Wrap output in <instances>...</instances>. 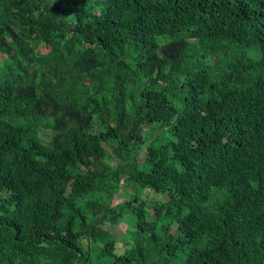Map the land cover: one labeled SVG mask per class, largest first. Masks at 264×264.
Returning <instances> with one entry per match:
<instances>
[{
	"label": "trees",
	"instance_id": "16d2710c",
	"mask_svg": "<svg viewBox=\"0 0 264 264\" xmlns=\"http://www.w3.org/2000/svg\"><path fill=\"white\" fill-rule=\"evenodd\" d=\"M0 54V264H264V0H0Z\"/></svg>",
	"mask_w": 264,
	"mask_h": 264
},
{
	"label": "rangeland",
	"instance_id": "374dc122",
	"mask_svg": "<svg viewBox=\"0 0 264 264\" xmlns=\"http://www.w3.org/2000/svg\"><path fill=\"white\" fill-rule=\"evenodd\" d=\"M5 63H6L5 56H3L2 54H0V68H3L4 65H5ZM155 131H157V133L160 135V133H161L160 130L159 131L158 130H155ZM131 188H132V186L122 185L120 187V189H119V192L122 193V195H125L126 192L131 191ZM152 194L153 193H150V192H147L146 191L144 193L143 197L144 198L151 199V198H153V195ZM157 198L159 199L160 197H157ZM120 201H123V198H117L116 200H114V203L116 204V203H118ZM126 228H127L126 224L125 223H121V224H119L117 227H115L113 229L114 230L115 237H116L119 245H123V243H124L123 242L124 241L123 240V237L125 235Z\"/></svg>",
	"mask_w": 264,
	"mask_h": 264
}]
</instances>
